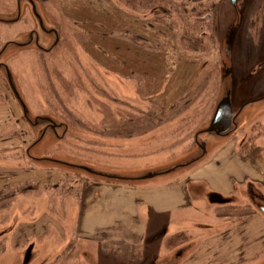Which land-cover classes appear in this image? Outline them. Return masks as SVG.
<instances>
[{
    "label": "rangeland",
    "instance_id": "rangeland-1",
    "mask_svg": "<svg viewBox=\"0 0 264 264\" xmlns=\"http://www.w3.org/2000/svg\"><path fill=\"white\" fill-rule=\"evenodd\" d=\"M32 2L41 27L27 0H0V264H264V239L231 249L240 226L215 211L229 201L263 222L251 189L137 205L127 227L141 241L131 243L92 216V188L114 182L60 164L134 177L187 162L229 83L235 109L260 101L228 146L253 136L264 151V0ZM216 151L147 182L184 180ZM179 233L190 240L171 244ZM242 236L241 246L252 232Z\"/></svg>",
    "mask_w": 264,
    "mask_h": 264
},
{
    "label": "crops",
    "instance_id": "crops-1",
    "mask_svg": "<svg viewBox=\"0 0 264 264\" xmlns=\"http://www.w3.org/2000/svg\"><path fill=\"white\" fill-rule=\"evenodd\" d=\"M139 54H141L140 58H142V52ZM125 69L120 70L122 74L126 71L128 73V70ZM239 109L236 108L235 111ZM231 136L211 142L208 152L216 147L217 153L208 162L203 164V167L201 166L192 174L187 175L184 180L174 179L166 184L155 182V185H152L151 182L139 183L142 186L105 183L99 184L96 188L93 187L91 193L89 192L94 197L91 207L92 216L94 219L97 218L100 224L98 225L99 229L101 231L111 230L120 224L121 228L116 229L115 233H119L121 237H124L123 240L131 241V243H136L139 239L141 241V236L132 233L127 227L128 223L131 222L132 211L136 210L135 206L147 205L148 202L151 204L156 203L158 200L163 201L166 205L178 206L185 198L191 196L192 193L197 195L202 194L205 186L212 191L210 192L212 195H217L215 198L210 199L211 202L220 199H233L232 197L236 196L238 191L243 189H251L257 195L261 194L264 199V151L257 148L256 143L259 137L255 139V146L250 153L241 154L239 153V148L242 142L239 147H236V145L228 146L229 141L227 142V140ZM219 141L220 143H218ZM160 179L158 178V180ZM200 181H204L206 184L201 185ZM215 206L217 217L227 218L226 221H237V226H240V228L229 231L231 234L227 240L240 242V246L233 244L231 245V249H239L243 252V249L245 251V247L250 248L254 247V245L258 247L260 240L264 239V231L254 228L252 231L247 232V227H256L264 223V221L262 222L260 218L256 217L258 215L256 211L253 209L245 211V206L233 204L229 201L226 204H216ZM230 208L232 210H230L231 214L229 215L219 213V211L222 213L225 209L229 211ZM243 211L247 212L249 216H245L246 214ZM238 212L240 213L238 214ZM243 229L244 233H241L242 235L250 236L252 232V236L250 238L246 237L247 244L241 246L243 236L239 232H243ZM249 250H252V248Z\"/></svg>",
    "mask_w": 264,
    "mask_h": 264
},
{
    "label": "water",
    "instance_id": "water-1",
    "mask_svg": "<svg viewBox=\"0 0 264 264\" xmlns=\"http://www.w3.org/2000/svg\"><path fill=\"white\" fill-rule=\"evenodd\" d=\"M27 2L30 3V5L33 9L34 16L36 17V19L39 22V25L41 27L40 17L38 16V14L35 11V7H34L32 0H27ZM230 2H231V5L234 6L236 3V0H230ZM9 22H14V21H7L5 23H9ZM9 45H11V43L5 45L3 47L1 53L4 50H6V48ZM17 46H20V45H17ZM8 81H9L10 88L13 91V94H14L16 100L18 101L19 105L23 109L24 114L27 115V110L25 108V105L23 104L20 97L18 96V93L15 90V87L11 81V76L9 73H8ZM258 101H260V100L245 103L244 105H242L240 107V109L238 111H235L234 105H233L232 85H231V83H229V86L226 87L224 95L219 100V102L217 103V105L214 109V112L212 114L211 120H210L207 128L198 134V135L202 134V135L206 136L200 143L196 142V145L201 150L200 155L193 158V159H190L187 162H182V163L176 164L172 167L146 171V172H143V173H141L137 176H134V177H130V176L122 177L119 174L101 172V171L94 170V169L87 167V166L70 165V164L67 165L65 163H60V164H63L66 167L87 173V174L94 176V177H97L99 179H103V180H106L109 182H114V183H120V184L141 183V182H147V181H150V180H153L156 178L169 176V175L175 174L181 170L189 168L192 165L196 164L199 160H201L207 154L209 144L212 142V140H214V139H217V140L225 139V138H228L229 136H231L232 133L236 132V130L240 126L238 127V125L235 124V122H236L237 118L240 116L242 110L246 106H248L252 103L258 102ZM52 162H54V161H52Z\"/></svg>",
    "mask_w": 264,
    "mask_h": 264
},
{
    "label": "trees",
    "instance_id": "trees-1",
    "mask_svg": "<svg viewBox=\"0 0 264 264\" xmlns=\"http://www.w3.org/2000/svg\"><path fill=\"white\" fill-rule=\"evenodd\" d=\"M145 1H151L152 0H145ZM255 139L256 137L253 136H249L244 142H242L240 148H239V153L241 154H248L251 152V150L254 148L255 146ZM231 208L229 209V211H227V209L223 210L222 213L219 211L220 214H224V215H229L231 214ZM240 212H238L239 214ZM244 214H246L245 216H249L247 214V212H244ZM111 239V238H110ZM190 240V237L188 235H185V233H179V234H175L173 236H171L169 238V242L173 245H178L180 243H185L187 241ZM111 241H113V239H111Z\"/></svg>",
    "mask_w": 264,
    "mask_h": 264
},
{
    "label": "flooded vegetation",
    "instance_id": "flooded-vegetation-1",
    "mask_svg": "<svg viewBox=\"0 0 264 264\" xmlns=\"http://www.w3.org/2000/svg\"><path fill=\"white\" fill-rule=\"evenodd\" d=\"M57 40V39H56ZM51 127V126H50ZM60 127L59 126H52L49 130H51V131H54V132H56V130H58ZM47 133V132H46ZM45 132L43 133V134H46Z\"/></svg>",
    "mask_w": 264,
    "mask_h": 264
}]
</instances>
